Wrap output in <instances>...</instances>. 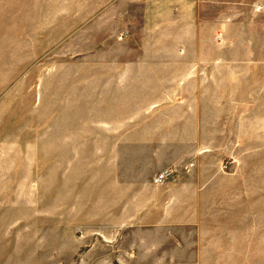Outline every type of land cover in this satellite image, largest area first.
<instances>
[{
    "label": "rangeland",
    "instance_id": "374dc122",
    "mask_svg": "<svg viewBox=\"0 0 264 264\" xmlns=\"http://www.w3.org/2000/svg\"><path fill=\"white\" fill-rule=\"evenodd\" d=\"M0 264H264V0H0Z\"/></svg>",
    "mask_w": 264,
    "mask_h": 264
},
{
    "label": "built area",
    "instance_id": "2783aa9c",
    "mask_svg": "<svg viewBox=\"0 0 264 264\" xmlns=\"http://www.w3.org/2000/svg\"><path fill=\"white\" fill-rule=\"evenodd\" d=\"M165 178H167V174H160L158 175V177L156 178V182H162L163 180H165Z\"/></svg>",
    "mask_w": 264,
    "mask_h": 264
}]
</instances>
